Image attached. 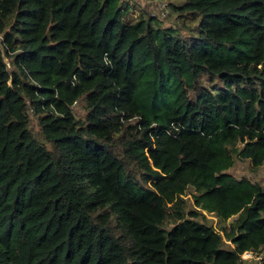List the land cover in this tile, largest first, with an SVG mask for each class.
<instances>
[{
	"label": "trees",
	"instance_id": "trees-1",
	"mask_svg": "<svg viewBox=\"0 0 264 264\" xmlns=\"http://www.w3.org/2000/svg\"><path fill=\"white\" fill-rule=\"evenodd\" d=\"M167 1L0 0V264L264 247V188L226 172L264 163V0Z\"/></svg>",
	"mask_w": 264,
	"mask_h": 264
},
{
	"label": "rangeland",
	"instance_id": "rangeland-1",
	"mask_svg": "<svg viewBox=\"0 0 264 264\" xmlns=\"http://www.w3.org/2000/svg\"><path fill=\"white\" fill-rule=\"evenodd\" d=\"M124 1H128V4L126 6V8L124 9V13L123 15H129V14H133V13H137V10L142 7L146 10H150V9H157L156 7L158 5H162L165 4L166 1H162L161 3H159L158 5L155 4V2H157L156 0H124ZM155 6V7H154ZM160 21L162 23V25L164 26H174V21L175 19H171L169 17H164V18H160ZM0 44H1V34H0ZM5 61L7 63L8 68H11V59L10 57L5 56ZM72 110L74 112V114L77 117H80L84 114V110L82 108L81 102H76L74 103ZM37 115L33 113V110L29 109V119H30V125L33 129V131L38 134V130H39V126L37 123ZM227 173H230L232 175H234L237 178L240 177H247L249 180H251L252 182H257L259 183L263 188H264V163L257 167V168H251L250 163L248 160L246 159H239L234 157L233 163L230 165V167L226 170ZM186 197L189 198V200L187 201V205L186 208H191V203L193 202V199L190 198V195H186ZM206 217L209 219H211V223L214 227L218 226V221L216 219V217L212 216L210 213H206ZM229 219L226 221H222V223L224 224H228ZM173 223V222H172ZM171 223V224H172ZM243 254V253H242ZM242 257H244L245 261L243 262V264H264V247L260 248L259 251L252 253V254H248L246 253L245 255H242Z\"/></svg>",
	"mask_w": 264,
	"mask_h": 264
},
{
	"label": "built area",
	"instance_id": "built-area-1",
	"mask_svg": "<svg viewBox=\"0 0 264 264\" xmlns=\"http://www.w3.org/2000/svg\"><path fill=\"white\" fill-rule=\"evenodd\" d=\"M246 253H248V254H252V253H254V254H255L254 251H251V250H245V251L243 252V254H241V257H242V255H245ZM242 258L245 259L244 257H242Z\"/></svg>",
	"mask_w": 264,
	"mask_h": 264
}]
</instances>
